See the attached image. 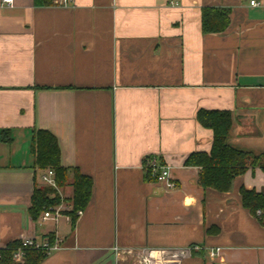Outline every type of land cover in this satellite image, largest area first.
Listing matches in <instances>:
<instances>
[{
	"label": "crops",
	"instance_id": "crops-1",
	"mask_svg": "<svg viewBox=\"0 0 264 264\" xmlns=\"http://www.w3.org/2000/svg\"><path fill=\"white\" fill-rule=\"evenodd\" d=\"M53 2L0 0V250L52 234L41 264H264V221L241 194L264 195V170L248 164L220 192L187 164L212 150L203 111L228 112V145L264 155V0ZM207 7L230 12L224 32L203 33ZM38 131L70 170L62 199L76 174L91 182L75 227L71 203L58 222L30 216L51 170L35 165ZM147 158L177 187L152 181Z\"/></svg>",
	"mask_w": 264,
	"mask_h": 264
},
{
	"label": "trees",
	"instance_id": "trees-1",
	"mask_svg": "<svg viewBox=\"0 0 264 264\" xmlns=\"http://www.w3.org/2000/svg\"><path fill=\"white\" fill-rule=\"evenodd\" d=\"M54 0H35L37 6H52ZM230 12L217 8L202 9V30L205 34L224 32L230 24ZM199 122L206 128L212 129L214 138L212 150L209 155H193L187 164L199 165L203 168L201 183L204 187H211L220 192L230 190L233 180L243 174L248 164L260 166L264 170V155L258 158L252 157L249 153L237 151L227 143V137L232 121L228 112H200ZM4 140L10 142L5 133ZM33 149L36 153V167L46 170L51 169L55 173L58 189L68 185L70 170L61 166L60 148L57 139L50 132L38 131L33 138ZM74 194L71 199H62L59 192L51 187L35 189L30 216L36 221L46 210L59 206L63 202L71 203L72 210L66 212L71 218V225L75 227L77 212L83 210L89 203L91 195V182L89 179L76 174L73 183ZM243 206L250 211L261 210L260 216L264 221V195L255 191L242 190ZM53 244L55 235H47ZM22 246L21 240L9 243L0 250V264H41L48 256L42 250L35 247L25 248V260L23 263H16L13 258L15 250Z\"/></svg>",
	"mask_w": 264,
	"mask_h": 264
},
{
	"label": "built area",
	"instance_id": "built-area-1",
	"mask_svg": "<svg viewBox=\"0 0 264 264\" xmlns=\"http://www.w3.org/2000/svg\"><path fill=\"white\" fill-rule=\"evenodd\" d=\"M14 0H2L3 6L11 7L13 5ZM73 3V0H60V4L63 6H69ZM252 6H257L258 3L255 1L251 2ZM144 169L147 172L148 177L165 187L166 189H174L176 188V183L172 176V167L160 162L156 158H147L144 162ZM43 182L46 186L51 187L55 190H58V186L55 179V173L53 170H49L46 175L43 176ZM64 211V208L62 206H56L53 208H50L46 210L43 213L42 219L44 221L52 220L54 222H58L60 219V216L62 215V212ZM79 215L82 214L81 211L78 212ZM263 212L261 210L256 211L257 216H261ZM22 241V246L14 251L13 258L16 263H23L25 260V248L28 247H35L36 249L42 250L48 255H50L52 252L59 249V239L55 237V240L53 244L50 243L49 239H41L36 240L33 238H25ZM115 250L119 253V249L115 248ZM219 251V250H217ZM211 255L214 257L216 256L215 252H212Z\"/></svg>",
	"mask_w": 264,
	"mask_h": 264
},
{
	"label": "rangeland",
	"instance_id": "rangeland-1",
	"mask_svg": "<svg viewBox=\"0 0 264 264\" xmlns=\"http://www.w3.org/2000/svg\"><path fill=\"white\" fill-rule=\"evenodd\" d=\"M60 191V190H59Z\"/></svg>",
	"mask_w": 264,
	"mask_h": 264
}]
</instances>
